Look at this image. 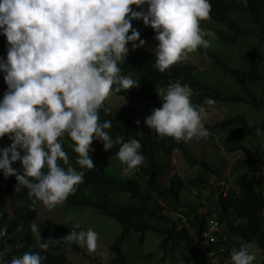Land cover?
I'll use <instances>...</instances> for the list:
<instances>
[{"label": "clouds", "instance_id": "9594fccd", "mask_svg": "<svg viewBox=\"0 0 264 264\" xmlns=\"http://www.w3.org/2000/svg\"><path fill=\"white\" fill-rule=\"evenodd\" d=\"M143 5L148 6L146 11ZM210 10V0H0V35L8 45L6 59L0 58L7 85L0 99V137L11 141L0 149V171L5 178L15 177V191L26 188L34 208L51 209L76 190L84 171L69 164L62 150L64 136L77 154L79 169L94 168L89 153L97 140L105 151L119 145L115 155L124 165L122 174L137 170L144 160L140 142L134 138L125 142L121 135L113 138L107 131L111 121L100 122L98 114L111 94L138 87V81L121 75L118 66L128 45L135 50L145 43L131 21L142 20L154 30L158 42L154 67L163 73L188 53L209 47L206 37L215 33L201 28L200 22L209 18ZM157 95L161 106L145 117L144 124L158 137L177 143L208 137L203 124L206 109L192 103L187 83L171 82ZM104 112L110 108L104 107ZM256 134L264 135V129L257 127ZM17 161L22 173L12 167ZM29 227L41 251L58 243L69 250L73 243L88 251L97 247V233L90 228L77 231L79 225H73L57 241L42 239L35 222ZM6 233L7 226L0 227V237ZM255 247L254 242L241 244L230 253L229 264H253ZM45 259L40 252L26 251L7 261L0 259V264H43Z\"/></svg>", "mask_w": 264, "mask_h": 264}, {"label": "trees", "instance_id": "16d2710c", "mask_svg": "<svg viewBox=\"0 0 264 264\" xmlns=\"http://www.w3.org/2000/svg\"><path fill=\"white\" fill-rule=\"evenodd\" d=\"M210 3L211 10L206 21L217 22L226 27V32L214 31L223 44L234 48L238 46L241 39L256 38L255 43L248 41L249 49L243 58L246 63L245 69L232 67L229 61L211 50L197 49L201 56L211 59L218 68L231 77L234 86L239 89L238 92L233 90L223 92L217 87L203 85L194 76L196 71L194 66L176 63L161 73L154 67V54L135 53L123 64L118 63V66L121 69V75L138 81V87L122 90L113 95L150 100L161 106L157 93L152 92L150 87L154 85L166 87L171 82L179 81L181 84L187 83L190 86L193 104L203 105L205 99L209 98L225 104H242L249 107L253 113L261 112L263 118L255 124H251L246 115H235L215 125H208L206 126L209 132L208 137L199 140L208 143L215 140L216 136H225L224 149L228 154H234L247 150L250 141L259 139L264 159V135L256 134L257 127L264 129V74L262 73L264 61L262 63L260 61L263 56L262 49H264V0H210ZM132 7L136 8L135 5ZM147 7V5L142 6L145 11ZM134 21H131L132 28ZM140 36L154 37L155 32L153 29L143 31ZM7 47L6 38L0 35V48L5 51L4 55L0 54V58L6 59ZM0 75L3 76L4 73L1 72ZM2 78L0 79V99L7 91V85ZM104 107L110 108L108 114H105ZM104 107L98 110L100 122L111 121V128L107 131L113 138L121 135L125 142L129 138L137 139L141 144L139 151L146 161V166L141 164L137 170H134L135 178L118 175L116 172L110 175L106 169L111 159L116 157L115 153L119 145H114L112 149L105 151L102 142L93 140L89 155L93 159L94 168L79 169L75 163L77 154L69 147L71 143L69 138L64 136L62 139L65 145L62 146V150L68 155L69 164L77 171H84L82 183L65 202L73 206L98 210L101 214L118 222L121 232L110 246L112 261L109 264H127L123 244L136 233L141 234L140 242L143 243L148 232H153L160 239L159 249L163 256L180 252L185 264L200 261L201 256L204 255L197 241L207 229L208 218L199 213L202 203H199L198 207H194L191 202L184 203L187 189L179 175L170 177L167 184L163 185L160 182L168 167V163L164 161L173 153L182 152L187 164L198 168L200 176L188 183L189 189H197V200L202 198L199 191L207 189L205 177L213 176L218 182L223 179L222 171L214 169L206 160L194 158L184 146L183 141L177 143L171 137H158L157 133L150 128L146 136L141 138L139 129L143 119L136 110L114 109L106 103ZM136 121L140 123L137 124ZM231 129H235V132L230 135ZM10 144L11 141L7 136L0 137V149ZM58 163L65 168L68 166L60 161ZM246 166V159H241L231 166L227 176L231 178L237 190L222 187L217 197L218 219L224 226V234L227 236V241L219 243L217 248L221 246L228 249L239 248L243 243L255 241L262 252L261 264H264V193L256 189L255 178L244 171ZM12 167L22 173L18 161ZM15 187V177L5 178L0 171V227L7 226L6 235L0 237V250L4 252V256L0 259L7 261L27 251L40 252L46 257L43 264H68L71 252H81L79 246L73 243L69 250L67 246L58 243L50 246L46 251L38 249L30 231L29 222L38 221L42 205L34 208L27 196V189L20 187L15 191ZM89 187L94 188L95 199L85 195L84 191ZM9 201H12L15 208L18 202L26 206L24 209L11 212ZM167 209L178 212L186 209L188 212L184 214L187 227L180 229L178 223L166 215ZM243 219H246L247 223H238ZM37 225L41 230L42 239L51 237L59 241L72 230L75 224L70 222L60 224L47 220L37 222ZM79 230L78 228L77 231ZM148 258L152 257L148 256Z\"/></svg>", "mask_w": 264, "mask_h": 264}, {"label": "rangeland", "instance_id": "374dc122", "mask_svg": "<svg viewBox=\"0 0 264 264\" xmlns=\"http://www.w3.org/2000/svg\"><path fill=\"white\" fill-rule=\"evenodd\" d=\"M136 10L135 7H133ZM201 28L204 30H210L214 33L215 30L226 32L227 29L224 25L213 22V21H201ZM134 29L138 30L140 33L143 31H149L152 28L150 26H145L142 20L134 21ZM131 33V31H130ZM209 39L208 50H211L223 59L229 61L230 65L237 69H245L246 63L244 62V56L248 52V43L256 42V38L241 39L238 46L231 48L223 44L219 37L215 34L214 37H206ZM145 41L143 46L137 47L135 50L132 49L131 45H128L129 52L125 57V60H121L118 63L123 64L131 55L135 53H150L154 54L153 49L158 43L154 37H141ZM250 40V41H249ZM249 41V42H248ZM139 43V41H137ZM263 56L260 59L261 63L264 61V49ZM0 54L4 55L5 51L0 48ZM180 65L194 66L196 71L194 73L195 78L200 81L203 85H211L219 88L221 91L230 92L236 91L234 82L226 75L220 68H218L215 63L206 57L201 56L198 51L191 52L182 61L177 62ZM262 73L264 74V62L262 66ZM1 74V72H0ZM3 76L0 75V79ZM2 81L4 82L3 78ZM5 83V82H4ZM163 86L154 85L150 87V90L157 93ZM264 90V88H263ZM193 95V93H192ZM110 107L114 109H134L142 115V126L139 129V136L141 138L145 137L148 131V127L144 124V119L147 117L151 111L155 108H159V104H156L150 100H139L136 98H124L120 96H115L111 94L105 102ZM207 112V117L203 121L204 126L215 125L217 123L223 122L229 117L235 115H246L249 118L251 124L259 122L262 120V113H253L249 107L242 104H225L221 102H215L213 105L203 104ZM235 132V129L230 130V135ZM226 135V134H225ZM260 136V135H258ZM225 136H216L215 140L208 143H203L200 140L193 139L191 141L184 142V146L191 152L192 156L198 160H206L209 162L214 169H220L223 174V179L216 182V178L213 176L205 177L207 181V189H201L202 198L197 200V189H189L188 183L190 180L195 179L200 176L197 167L190 166L187 164L183 157L182 152H175L172 156L164 161L168 163L166 173L161 177L160 182L164 185L168 183V180L173 175H179L185 182L186 194L184 198V203H192L194 207H198L199 203H202V207H199V213L208 218L211 215H218L217 207V197L222 187H230L237 190L236 187L231 182V178L227 176L232 165L236 164L241 159H246L247 166L244 171L255 178L256 189L264 193V159L262 157V149L260 147V140H252L247 146V150L242 152L228 154L224 149ZM62 146L65 142L61 138ZM143 166H146V161L143 160ZM124 165L118 160L117 157L111 159L110 165L107 167L106 171L108 174L118 173V175H124L128 178L134 177V170L128 174H122V169ZM85 195L89 198L95 199L96 194L94 193V188L89 187L84 191ZM202 199V200H201ZM15 208L12 201H9V209L14 212L17 209H24L26 205L21 202L17 203ZM185 209L183 212H178L173 209H167L166 215L173 218L177 223L179 228L187 227V224H183L178 220L179 214L187 213ZM185 215V214H184ZM70 217V219H69ZM53 221L55 223H73L79 225V229L87 230L92 229L97 233V247L94 251H88L86 248L79 246L81 252H71L69 255L68 264H109L112 261V254L110 252V246L117 240L121 232V227L112 218L101 214L98 210L89 207H79L73 206L65 201L61 204L56 205L54 208H47L41 206L38 221ZM264 223V217H263ZM224 226L222 225V230L224 231ZM141 234H133L130 239H128L124 244V253L127 256V264H185L182 261V253H176L175 255L169 254L168 256H163V253L159 249L160 239L153 233H146L145 240L143 243L140 242ZM256 247L253 249L256 259L253 264H261L263 257L260 248L257 243L253 241ZM238 250V247H233L231 251ZM151 256L152 258H148ZM192 264H207V260L204 256H201L200 261H194Z\"/></svg>", "mask_w": 264, "mask_h": 264}, {"label": "built area", "instance_id": "2783aa9c", "mask_svg": "<svg viewBox=\"0 0 264 264\" xmlns=\"http://www.w3.org/2000/svg\"><path fill=\"white\" fill-rule=\"evenodd\" d=\"M178 220L185 225L187 224L184 214H179ZM225 241H227V236L222 230L218 215H212L208 221L207 229L197 241L209 264H229L231 249L224 246L217 248L219 243Z\"/></svg>", "mask_w": 264, "mask_h": 264}]
</instances>
